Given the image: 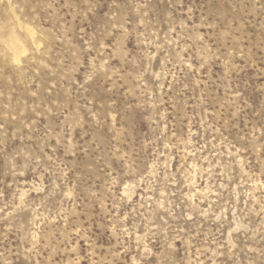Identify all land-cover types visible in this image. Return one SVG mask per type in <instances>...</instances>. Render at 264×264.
<instances>
[{"label":"rangeland","instance_id":"1","mask_svg":"<svg viewBox=\"0 0 264 264\" xmlns=\"http://www.w3.org/2000/svg\"><path fill=\"white\" fill-rule=\"evenodd\" d=\"M0 264H264V0H0Z\"/></svg>","mask_w":264,"mask_h":264},{"label":"bare ground","instance_id":"2","mask_svg":"<svg viewBox=\"0 0 264 264\" xmlns=\"http://www.w3.org/2000/svg\"><path fill=\"white\" fill-rule=\"evenodd\" d=\"M11 13L13 15V11ZM17 26H19V24ZM20 26L24 28L27 36H30L32 38L31 40L35 41L34 37L36 33L34 32V30L30 27H24L22 25ZM14 32L10 31V33L8 34V38L3 41L2 45L6 48L7 51H9L12 60L19 63L21 55L27 51V48L25 44L20 40V37H18Z\"/></svg>","mask_w":264,"mask_h":264}]
</instances>
